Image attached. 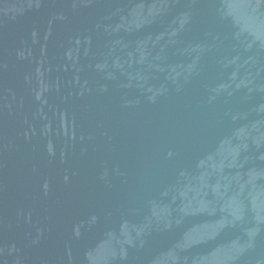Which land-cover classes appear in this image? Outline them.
<instances>
[{
    "label": "water",
    "instance_id": "95a60500",
    "mask_svg": "<svg viewBox=\"0 0 264 264\" xmlns=\"http://www.w3.org/2000/svg\"><path fill=\"white\" fill-rule=\"evenodd\" d=\"M0 264H264V0H0Z\"/></svg>",
    "mask_w": 264,
    "mask_h": 264
}]
</instances>
